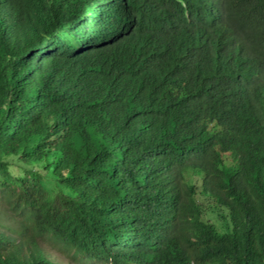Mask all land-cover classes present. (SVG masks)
Returning <instances> with one entry per match:
<instances>
[{
	"label": "trees",
	"instance_id": "obj_1",
	"mask_svg": "<svg viewBox=\"0 0 264 264\" xmlns=\"http://www.w3.org/2000/svg\"><path fill=\"white\" fill-rule=\"evenodd\" d=\"M6 1L0 199L96 264H264V0Z\"/></svg>",
	"mask_w": 264,
	"mask_h": 264
},
{
	"label": "clouds",
	"instance_id": "obj_2",
	"mask_svg": "<svg viewBox=\"0 0 264 264\" xmlns=\"http://www.w3.org/2000/svg\"><path fill=\"white\" fill-rule=\"evenodd\" d=\"M13 17L15 18L8 1L2 0V2H0V33L4 34L6 32L9 21L13 20ZM8 203L9 200L6 205L5 214L8 216V220L13 227L3 229V226L0 223V232L17 241V243H22L23 246L27 244L31 249H34L33 254L38 258L37 262L39 264H62L58 262L45 247H43V243L45 242H48L52 246L50 248L55 250L59 256L67 260L66 264H96L78 247L76 248L73 245L67 247L66 245L59 243V237L54 232H51V234L38 232L34 225V220H36L37 217L33 207L14 208L9 206ZM201 219L203 222L211 221L209 219V213L206 211L205 213H202ZM16 220H18L17 226H15ZM210 223L214 225V223ZM172 232H178L176 226L173 227ZM173 238L174 235L171 234V236L164 242V245L169 246ZM206 263L216 264L212 261H206Z\"/></svg>",
	"mask_w": 264,
	"mask_h": 264
},
{
	"label": "rangeland",
	"instance_id": "obj_3",
	"mask_svg": "<svg viewBox=\"0 0 264 264\" xmlns=\"http://www.w3.org/2000/svg\"><path fill=\"white\" fill-rule=\"evenodd\" d=\"M6 205L7 204L4 200H0V223L3 226V229H7L8 227H13V225L8 220V216L5 214ZM17 222L18 220H16L15 226H17ZM43 247H45L58 262L62 264L67 263V260L65 258L59 256V254L55 250L50 248L52 246L48 242L43 243Z\"/></svg>",
	"mask_w": 264,
	"mask_h": 264
}]
</instances>
